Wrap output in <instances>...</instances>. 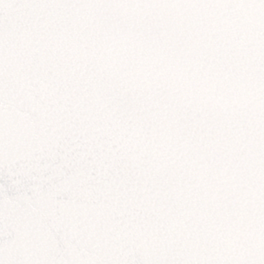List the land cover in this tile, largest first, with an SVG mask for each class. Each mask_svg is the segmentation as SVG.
<instances>
[{
	"label": "snow or ice",
	"instance_id": "1",
	"mask_svg": "<svg viewBox=\"0 0 264 264\" xmlns=\"http://www.w3.org/2000/svg\"><path fill=\"white\" fill-rule=\"evenodd\" d=\"M0 264H264V0H0Z\"/></svg>",
	"mask_w": 264,
	"mask_h": 264
}]
</instances>
